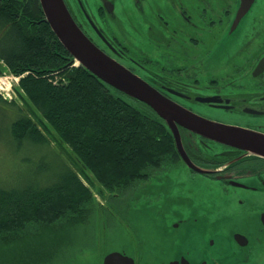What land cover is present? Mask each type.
Wrapping results in <instances>:
<instances>
[{
  "label": "flooded vegetation",
  "instance_id": "af4514ba",
  "mask_svg": "<svg viewBox=\"0 0 264 264\" xmlns=\"http://www.w3.org/2000/svg\"><path fill=\"white\" fill-rule=\"evenodd\" d=\"M65 3L102 51L166 98L264 138V0L239 19L244 0ZM179 131L190 163L177 150L161 174L111 194L106 225L123 223L128 240L107 250L90 242L60 264H106L112 253L114 264H264V153Z\"/></svg>",
  "mask_w": 264,
  "mask_h": 264
},
{
  "label": "trees",
  "instance_id": "16d2710c",
  "mask_svg": "<svg viewBox=\"0 0 264 264\" xmlns=\"http://www.w3.org/2000/svg\"><path fill=\"white\" fill-rule=\"evenodd\" d=\"M0 62L20 77L16 93L30 110L14 122L15 136L47 145L45 130L53 131L81 163L85 177L92 181L88 172L93 175L100 195L124 194L179 159L165 121L73 60L46 21L39 0H0ZM0 102L16 104L3 96ZM39 184L0 187V235L12 236L10 242L23 239L7 255L21 258L17 264L50 258L48 243L35 246L34 241L52 229L39 228L31 239L27 233L21 238L25 227L56 224L64 218L56 214L59 210L96 208L92 191L74 167H65L56 181ZM24 246L35 248L26 251Z\"/></svg>",
  "mask_w": 264,
  "mask_h": 264
},
{
  "label": "rangeland",
  "instance_id": "374dc122",
  "mask_svg": "<svg viewBox=\"0 0 264 264\" xmlns=\"http://www.w3.org/2000/svg\"><path fill=\"white\" fill-rule=\"evenodd\" d=\"M108 24L113 29V24ZM0 67L4 70V73H0V81L3 80L4 77H15L14 74L9 72L5 64L0 62ZM18 84L19 81L16 82L15 80H12L13 94L11 97L0 95L8 100H16V104L0 102V187L4 189H26L37 183H40L39 185H45L48 181H56L58 175L63 172L64 168L70 166L74 167L78 171V174L81 176L83 182L92 191L94 197L93 206L94 208L96 206L95 209L91 210L83 208L71 211L68 209L59 210L56 214L58 216H63V219L58 220L56 224H43L37 229L27 226L24 228L21 238L30 237L31 239L34 235L38 234L40 230L39 228L44 229L45 227V231H48V227L52 229L53 233L50 232L48 235L47 232H44L36 241H34L35 246L45 244V242L48 243L50 259L44 264H60L62 257L67 252L74 251L79 247L92 246V242H103L102 246L105 250H107L106 247L114 246L117 241H127V230L123 223H112V226L106 225V218L108 219L109 216H107L105 211L110 205L109 201L112 196L109 193H106L105 196L98 193L100 185L94 179L93 175L88 172L92 181L85 177L81 170V163H79L77 158L72 154L69 147L60 145V142L53 131L51 133L46 132L45 130V134L50 140V144L47 145L34 144V142L28 139L22 140L15 136L13 131L14 122L17 121L23 114L30 113L27 104L17 96L16 86H18ZM34 110L36 111L35 107ZM209 112L216 114L218 118H227L221 112ZM31 113L33 112L31 111ZM234 122H240V120H235ZM176 161H178V159L174 162ZM159 174H161V172L158 171L153 176H157ZM173 175H175V172ZM199 193H197V196H199ZM152 198L153 196L150 194L147 197L142 198L141 203L143 204L149 200L152 204ZM70 213H74L75 216L73 217ZM81 215L87 217L84 219ZM138 223L141 225L146 224L143 218H141ZM25 233L27 234L24 237ZM10 238L13 237L11 236L8 238L5 234L0 235V264H17L21 259L19 257H11L7 255L13 253L10 252V247L16 248L19 244H23V239L18 242H15L16 240L10 242ZM158 239L159 237H155V235H153V241H157ZM143 240L146 241L147 236H144ZM58 242L59 248L57 251L55 245ZM118 245L119 244L116 246ZM25 247L26 246H24V250L26 249V251L35 248ZM91 251L95 252L96 249H92ZM74 254H77V252H74ZM4 256H7L8 258L6 257L2 259ZM45 259L47 258L37 260L35 263L41 264V262ZM26 261H30V259H27ZM31 261L33 262L34 260L31 259Z\"/></svg>",
  "mask_w": 264,
  "mask_h": 264
},
{
  "label": "water",
  "instance_id": "95a60500",
  "mask_svg": "<svg viewBox=\"0 0 264 264\" xmlns=\"http://www.w3.org/2000/svg\"><path fill=\"white\" fill-rule=\"evenodd\" d=\"M39 1L46 21L73 60L105 84L152 108L171 130L177 150L186 162L190 163V159L182 144L179 125L192 133L221 143L245 147L253 153H264V138L257 132L203 118L166 98L159 90L102 51L74 20L65 0ZM244 2L238 19L248 12L254 0ZM119 257L117 253L109 254L106 264H114Z\"/></svg>",
  "mask_w": 264,
  "mask_h": 264
},
{
  "label": "built area",
  "instance_id": "2783aa9c",
  "mask_svg": "<svg viewBox=\"0 0 264 264\" xmlns=\"http://www.w3.org/2000/svg\"><path fill=\"white\" fill-rule=\"evenodd\" d=\"M12 80H18V78L15 77H8L0 81V93L3 94L5 97H11L13 94V89H12Z\"/></svg>",
  "mask_w": 264,
  "mask_h": 264
},
{
  "label": "bare ground",
  "instance_id": "6f19581e",
  "mask_svg": "<svg viewBox=\"0 0 264 264\" xmlns=\"http://www.w3.org/2000/svg\"><path fill=\"white\" fill-rule=\"evenodd\" d=\"M18 78V80H16V82H18L20 79H19V77H17ZM15 92V91H14ZM123 94V93H122ZM0 95H3V94H1L0 93ZM125 95V94H124ZM127 96V95H126ZM130 98V97H129ZM132 99V98H131ZM143 103V102H142Z\"/></svg>",
  "mask_w": 264,
  "mask_h": 264
}]
</instances>
